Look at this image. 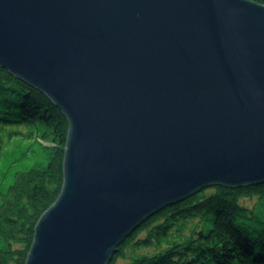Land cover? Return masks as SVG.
Instances as JSON below:
<instances>
[{"label": "water", "instance_id": "water-1", "mask_svg": "<svg viewBox=\"0 0 264 264\" xmlns=\"http://www.w3.org/2000/svg\"><path fill=\"white\" fill-rule=\"evenodd\" d=\"M0 66L70 124L26 264H110L167 207L264 184V4L0 0Z\"/></svg>", "mask_w": 264, "mask_h": 264}, {"label": "trees", "instance_id": "trees-1", "mask_svg": "<svg viewBox=\"0 0 264 264\" xmlns=\"http://www.w3.org/2000/svg\"><path fill=\"white\" fill-rule=\"evenodd\" d=\"M69 130L46 94L0 66V264L27 263L37 224L64 185ZM130 249L131 264H264V184L214 186L167 207L110 264Z\"/></svg>", "mask_w": 264, "mask_h": 264}, {"label": "rangeland", "instance_id": "rangeland-1", "mask_svg": "<svg viewBox=\"0 0 264 264\" xmlns=\"http://www.w3.org/2000/svg\"><path fill=\"white\" fill-rule=\"evenodd\" d=\"M245 206H248L250 208L254 207L257 203L256 199H252V198H245L243 199L242 202ZM149 250H144L142 253H148ZM137 254H139V250L136 252ZM134 255H133V250L130 249L127 251V254L124 257H120L118 258V260L116 261L115 264H131L134 261Z\"/></svg>", "mask_w": 264, "mask_h": 264}, {"label": "bare ground", "instance_id": "bare-ground-1", "mask_svg": "<svg viewBox=\"0 0 264 264\" xmlns=\"http://www.w3.org/2000/svg\"><path fill=\"white\" fill-rule=\"evenodd\" d=\"M214 187V186H213ZM209 188H211V187H209ZM243 188V187H242Z\"/></svg>", "mask_w": 264, "mask_h": 264}]
</instances>
